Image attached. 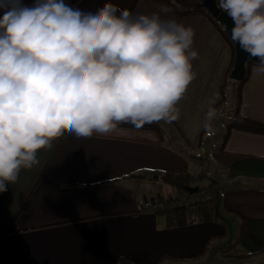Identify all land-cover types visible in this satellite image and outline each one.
<instances>
[{"label": "crops", "instance_id": "crops-1", "mask_svg": "<svg viewBox=\"0 0 264 264\" xmlns=\"http://www.w3.org/2000/svg\"><path fill=\"white\" fill-rule=\"evenodd\" d=\"M106 2L147 14L163 5L191 25L196 79L177 105L179 119L153 123L163 138L144 127H118L109 136L65 134L41 149L39 164L0 193V264H264V135L232 129L221 150L238 82L229 77L233 50L220 26L198 12L180 17L155 0H65L92 12ZM256 65L242 88L240 115L264 124V74ZM216 94L217 114L205 130ZM167 172L201 176L192 187L210 186L214 200L137 211L187 193L164 182Z\"/></svg>", "mask_w": 264, "mask_h": 264}, {"label": "clouds", "instance_id": "clouds-1", "mask_svg": "<svg viewBox=\"0 0 264 264\" xmlns=\"http://www.w3.org/2000/svg\"><path fill=\"white\" fill-rule=\"evenodd\" d=\"M0 193L38 152L65 136H109L179 119L196 79L195 30L169 9L150 14L106 2L95 12L65 0H0ZM231 39L264 74V0H219ZM216 94L203 127L216 117Z\"/></svg>", "mask_w": 264, "mask_h": 264}, {"label": "trees", "instance_id": "trees-1", "mask_svg": "<svg viewBox=\"0 0 264 264\" xmlns=\"http://www.w3.org/2000/svg\"><path fill=\"white\" fill-rule=\"evenodd\" d=\"M155 1L162 3V4L169 5L170 7L173 8L175 13L180 17H184V16H187V15L195 13V12L206 14L207 17L212 22H214V24L217 26L216 21L209 15V13L203 7L200 6V3L202 0H155ZM192 1H194L195 3L192 4L191 3ZM218 28H219L221 34L223 35V37L225 38V40L231 45V48L233 49V53H234V47H233L231 41L229 40L226 32L224 31L223 28H220V27H218ZM252 65H255V64L251 63V62H248L246 64L245 77H244L243 81H241L237 84V87H236V105H235V110L233 113V119L230 122H228L225 126V134L222 138L221 150L223 149V146L226 143L232 129H239V130H243V131H249V132H254V133L264 135V124L263 123L258 122V121H254V120H250V119L245 118V117L240 115L242 88L249 78V69ZM221 96H222V99L216 106L221 104L223 101V88H221ZM119 127H133V126L130 124H121ZM143 127L153 130L160 138H163V131L160 129L159 126H157L155 124H151V125L146 124ZM163 180L165 183H167L168 185L173 187L177 192L184 193V187L192 186L195 183L201 182L202 177L201 176H192V175H189L186 173L167 172L164 175ZM261 193H264V191H262ZM239 241H240V239L237 240V242L234 244V246H236L239 243ZM234 246H231V247H234ZM235 257L240 258V259H244V258L249 257V255L240 254V255H237ZM120 263L121 264H132L131 262L124 260V259H120Z\"/></svg>", "mask_w": 264, "mask_h": 264}, {"label": "water", "instance_id": "water-1", "mask_svg": "<svg viewBox=\"0 0 264 264\" xmlns=\"http://www.w3.org/2000/svg\"><path fill=\"white\" fill-rule=\"evenodd\" d=\"M200 6L203 7L209 15L222 26L234 47V62L233 68L229 74L230 79L238 83L243 81L246 72V64L248 62L257 64L258 58L249 57L246 52L239 48L238 44L232 41L231 29L233 27V22L219 9L217 0H202ZM184 191L189 194H195L198 192V187L187 186L184 187Z\"/></svg>", "mask_w": 264, "mask_h": 264}, {"label": "built area", "instance_id": "built-area-1", "mask_svg": "<svg viewBox=\"0 0 264 264\" xmlns=\"http://www.w3.org/2000/svg\"><path fill=\"white\" fill-rule=\"evenodd\" d=\"M216 24L222 27L218 22ZM214 200V192L207 186L206 188L199 189L195 194L185 193L183 195L175 196L165 200H159L147 206H137V211H169L175 209H184L191 206L201 205L206 202Z\"/></svg>", "mask_w": 264, "mask_h": 264}, {"label": "rangeland", "instance_id": "rangeland-1", "mask_svg": "<svg viewBox=\"0 0 264 264\" xmlns=\"http://www.w3.org/2000/svg\"><path fill=\"white\" fill-rule=\"evenodd\" d=\"M193 2V1H192ZM195 3V2H194ZM233 50V49H232ZM233 56H234V53H233ZM244 264H251V262H249V263H244Z\"/></svg>", "mask_w": 264, "mask_h": 264}]
</instances>
